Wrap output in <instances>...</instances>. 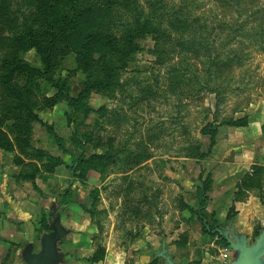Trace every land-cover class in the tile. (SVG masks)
Here are the masks:
<instances>
[{
    "label": "rangeland",
    "instance_id": "1",
    "mask_svg": "<svg viewBox=\"0 0 264 264\" xmlns=\"http://www.w3.org/2000/svg\"><path fill=\"white\" fill-rule=\"evenodd\" d=\"M44 1L53 2L0 0V130L9 135L12 150L24 147L26 159L53 171L50 157H58L64 164L57 167L70 173L68 151L75 156L78 152L66 116L68 104L53 84L66 83L70 95L77 98L90 75L100 81L106 71L95 64L97 53L80 55L63 40L53 56V68L42 77L45 65L39 48L47 44L51 30ZM234 2L187 0L183 4L187 16L204 13L201 22L208 19L204 25L213 47L202 48V53L191 51L200 42L196 33L190 35L188 22L176 33L168 32L176 39L157 42L149 36L142 40L145 51L134 56L133 66L118 69L114 84L92 92L76 115V126L89 137L87 154L98 153L102 158L87 181L69 178L61 192L70 191L88 208L90 228L99 232L94 234L98 248L130 241L142 244L146 236L148 241V236L155 238L161 232L167 241H174L180 232L231 230L233 216L220 228L208 206L210 190L203 194L207 205L202 210L197 188L202 186L200 173L206 177L220 161L243 163L238 156L251 147L252 140L226 122L245 118L248 125L261 126L264 121V23L256 24V18L264 20V0L251 5L248 16L245 11L239 16ZM238 24L242 28H235ZM190 36L192 41H186ZM239 52L244 54L242 65H237ZM184 56L194 60L198 71L189 70V75L183 71L171 78V67L179 66ZM209 65H214L211 84L223 88L222 92L205 87L203 68ZM203 84L205 89L199 90ZM30 112L40 121H30ZM208 125L216 132L214 145L204 131ZM51 127L62 141L50 133ZM197 146L208 154L205 158L191 151ZM131 250L134 264L138 252ZM159 251L152 252V259H159Z\"/></svg>",
    "mask_w": 264,
    "mask_h": 264
},
{
    "label": "crops",
    "instance_id": "2",
    "mask_svg": "<svg viewBox=\"0 0 264 264\" xmlns=\"http://www.w3.org/2000/svg\"><path fill=\"white\" fill-rule=\"evenodd\" d=\"M237 128L252 140L238 156L243 163L225 160L208 170V206L220 228L233 216L230 231L180 232L174 241L161 232L142 244L103 245L105 257L98 262L89 260L99 232L90 228L88 208L70 191L61 192L74 180L70 173L48 171L18 150H0V264H133L131 249L138 252L134 264H264V121ZM219 154L218 146L214 156ZM158 248L159 259H152Z\"/></svg>",
    "mask_w": 264,
    "mask_h": 264
},
{
    "label": "trees",
    "instance_id": "3",
    "mask_svg": "<svg viewBox=\"0 0 264 264\" xmlns=\"http://www.w3.org/2000/svg\"><path fill=\"white\" fill-rule=\"evenodd\" d=\"M230 1L234 2L233 0ZM235 1L234 5L239 16L242 11H245L248 16L251 5L255 6L259 0H247V2L243 3L241 0ZM220 2L226 5V0H220ZM186 3L187 0H180L179 3H177V0H53L51 4L45 1L43 2L48 12L49 19L47 23L50 24L51 30L50 32L48 31L49 36L47 44L39 48L43 55V64L45 65L44 70L40 72L42 77H47L48 72L53 68V56L59 48L60 42L63 43V40L69 45L74 46L75 50L80 55L85 54L84 56H92L97 53L98 58L94 60V62L97 65L100 64L103 72L106 71L105 74L103 73L100 81L94 78L92 76L93 74L90 75L84 90L77 98L70 95L69 87L66 83L56 82L53 84L60 88L61 97L68 104L66 116L68 125L72 127L73 130L72 142L78 152L75 156L68 151V153L71 154L72 162L67 165V168L73 179L87 181L90 171L94 169L96 162L102 158L98 153L91 155L87 154L89 137L80 131L79 125L76 126V115L79 113L80 109L86 105L92 92L102 90L114 84L118 69H126L127 67L133 66L134 56L145 51L142 40L149 36L157 40V42L158 40L176 39V36L168 32L176 33L177 30L184 28L185 24L188 22L190 25V35L196 33L197 39L200 42L199 47L196 45L195 47H191L190 50L195 53L197 51H201L202 53V48H207L209 51L210 48L213 47L210 41L211 36L207 38V31L204 25V23L207 24L208 19L206 18L204 23L201 22V19L205 17V15H203L204 13L199 14L196 18L187 16L183 5ZM262 7L264 9V6ZM230 9H233V6H231ZM116 12H119V14L115 15ZM256 19L258 21L256 24L259 27L263 26L264 20L262 18H260V20L259 18ZM225 28V26L221 27V30L223 31ZM235 28L240 29L242 26L238 24ZM197 29H201L200 34H198ZM186 41L191 42V36ZM180 45V41H178L177 46ZM180 49L181 48H179V50ZM191 51L189 52L192 53ZM243 55L244 54L240 52L236 55L237 65H242L244 63ZM188 58L187 56L182 57L180 63H178L179 66L176 64L171 67L173 68V71L170 72L171 78L182 75L183 71H186L187 75H189V70H195L196 68L198 71V66L194 64V60H189ZM106 60L107 62H105ZM214 62L215 64L220 63L219 61L217 63L216 61ZM161 63L163 65L165 64L163 62ZM213 66L211 67L209 65L203 68L204 71L207 72L205 87L207 90L219 93L220 89L221 92L223 91V88L218 85L213 87L211 84L212 76L214 75ZM29 69L31 70V68ZM196 85L198 86V84ZM204 89V84L201 88L199 87V90ZM220 105L219 103V106ZM30 113V121H40L36 118L34 113ZM226 123L236 127L248 125L245 118L239 120L234 119ZM49 130L58 142L62 141V138L58 136L52 127L49 128ZM211 130L210 125L204 128L205 133H209L212 137L211 143L214 145V136L216 132H211ZM11 143L12 141L9 135L0 130L1 150L11 151ZM191 149H193L191 151L198 153L200 159L208 155L201 152L198 146ZM19 152L21 155L27 153L22 145L19 147ZM50 158L54 161L53 169L64 164L58 157ZM199 179L202 186H199L197 190L201 193L200 206L203 210L207 205V199L203 197V194L206 195L205 191L211 190L213 182L211 173H208L206 177L201 173ZM214 223L216 222L214 221ZM210 231V229L206 230L205 228L204 233L208 234ZM105 251L104 246H100L89 260L91 262H98L104 259Z\"/></svg>",
    "mask_w": 264,
    "mask_h": 264
}]
</instances>
